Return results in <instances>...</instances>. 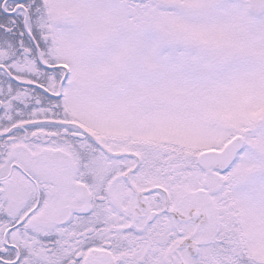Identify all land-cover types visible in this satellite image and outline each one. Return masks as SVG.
Listing matches in <instances>:
<instances>
[{
  "label": "snow or ice",
  "instance_id": "snow-or-ice-1",
  "mask_svg": "<svg viewBox=\"0 0 264 264\" xmlns=\"http://www.w3.org/2000/svg\"><path fill=\"white\" fill-rule=\"evenodd\" d=\"M0 264H264V0H0Z\"/></svg>",
  "mask_w": 264,
  "mask_h": 264
}]
</instances>
